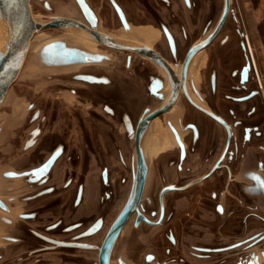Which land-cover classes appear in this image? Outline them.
Listing matches in <instances>:
<instances>
[{
  "label": "flooded vegetation",
  "instance_id": "flooded-vegetation-1",
  "mask_svg": "<svg viewBox=\"0 0 264 264\" xmlns=\"http://www.w3.org/2000/svg\"><path fill=\"white\" fill-rule=\"evenodd\" d=\"M74 1L80 8L77 1ZM86 1L93 8L97 15V28L99 30L103 31V29H108L115 32L129 30L141 36L144 39V42L154 49H156L155 46L157 45V43H162L166 50H159V52L172 64V66L173 63L177 64L179 69L176 71L179 79L182 78L183 62L190 48L193 45L197 44L200 40L207 37V35H209L214 30L217 24L216 23L214 27H212L215 22V16L218 13V7L215 0H206L205 4H201L200 0H179L180 5H175L176 7H173L174 4H177L174 0ZM98 1L110 3L112 5L113 12L115 13L118 21V27H112L113 23H110V21H108L107 19L104 20V23L102 24V12H100L96 6ZM124 1H131L132 3H134V5H140L143 8H140V12L139 10L135 12V16V14H133L131 10L126 8ZM117 5L125 14L128 26L122 20ZM162 8H168L170 10L172 8V10L169 12V19H167V17L163 15V12L161 10ZM182 8L188 11L190 19H183ZM82 14L84 17L83 21L87 22V19L83 12ZM228 18L229 16L227 17L219 34L214 38V40L193 55L189 62L185 78L186 89L182 83L179 96L175 104L171 109L159 115H163V128L166 130V132L168 130L170 131L171 134H168L167 132V135L170 143L177 148L178 155L176 157V160L168 161V155L164 154L161 160L162 163H160L161 171H159V173L151 174L148 165L147 179L139 209L142 207V209H140L141 212L151 222L155 223H151L147 220H141L138 224H136L138 215L136 211L129 217L116 241L117 244L121 240L123 232L126 229L128 231L129 241L132 243L131 240H133L134 242L128 250V252H130L129 257H125L128 262L122 258L127 264H136L135 256L139 248H149L148 251H145L142 256V259L146 264H231V255L233 253L239 254L236 258L237 260L235 261V264H264V247H260V245L264 243V230H256L250 235H241L243 232L242 229L245 228L246 230L248 228L249 220L246 219L250 215H254L264 222V216L258 213V204L248 202L245 200V198L241 197H238L236 199L240 203V205L238 203V206L240 208L242 207L241 203H244V201H246V206L244 205V207L251 209V212L245 214L246 219H243L240 222V224L242 225V228H240V231L238 232L240 233V235L235 236L232 241L229 239L226 240L224 238L218 243L198 240V237L201 235V231L205 234V236H208V233L214 231L213 229L215 221L204 219L205 228H202V230L198 228V224H196L195 222L201 215V207L202 210L205 211L209 209L210 206H212L211 198H209L208 194H211L213 198H217L218 196H220V200L214 204L213 209L219 215H225V218L219 220L220 223L218 224V226H216L217 232L221 236L225 235L226 233L228 234V232H226L227 228L225 227V225L227 224L226 222L229 221L231 215L235 214L236 212L234 208H230L227 202V199H229L230 197L229 182L233 176V162L243 161L247 158V145L257 146L258 144L264 142V123L247 121L246 118H244L243 114H240V111L242 110L245 116H251L257 110L262 108V104L264 102V93L261 90V87L251 70H249L248 80L245 82H241L242 70L246 65L247 59L249 58V54L246 48L244 28H235L237 34L242 38L239 42L238 48L242 55V58H244V62H240L233 69L227 68L225 72H220L218 68L212 70L208 77V91H204V89H202L199 79H192L191 82L195 89V95L197 96L198 101L202 104L197 102L189 94V91L187 89V82L190 81V68L192 67V63L195 60V57L201 51H205L207 48H210L213 45L214 41L221 34L222 30L226 28ZM174 23L178 28L177 34H175L172 30V25ZM163 25H165L174 36L176 44L175 52H173V50L171 49V45L169 43ZM152 26H154L153 29ZM155 27L159 30H157ZM229 39L230 36L228 34V36H224L222 46L213 48L215 52H210L209 54V61L211 63H215L221 56L225 58L224 48L227 44H229ZM133 55L134 53H130L127 56V62L129 63V65H132L134 61ZM202 58L203 55L200 56V59L197 63H200L202 61ZM228 72H230L232 76H238V86L231 83V81L229 80V76L227 75ZM90 74L96 77L105 76L96 75L93 73ZM79 75L82 74L73 75L71 76V78L79 79L85 82H96L88 78L80 77ZM157 78L163 81L159 74L150 75L147 91L150 92L153 96L161 98L163 100L162 102L164 103L166 96L169 97L170 94L168 95V93L165 94L163 92V89L166 87L164 81L162 88L158 90L163 94V96L160 97L158 94L153 92L152 86L154 84V80ZM109 82L113 83L114 79H110L106 83ZM196 85L199 87V89H197ZM91 86L88 85L83 87L84 91L80 90L82 89V86L79 85H76L74 87V92L70 90L74 89L73 87H70L69 90L75 95H81L83 99H87V96H92L94 100L97 95H100L101 89H99L98 87H94L93 85ZM87 87L90 88L89 92L87 91ZM237 87L238 89H240V92H232L231 89H236ZM248 94L251 95L245 99H240ZM187 102L194 108L192 112L193 120L183 124L184 114L189 112ZM178 103H181V111L179 110L180 113H178L177 111V105H179ZM242 104L244 105V107L240 108V105ZM34 105L35 104L31 103L30 107H34ZM119 105L117 108L111 104V101H107L106 103L101 104V110L104 111V113L111 114L113 116L118 114L121 119V125L115 126H123V132L120 129H115L114 126L110 124L97 123L100 124L98 125V127L91 126V124L86 121L84 117L85 115L81 112V109L83 108L80 109V107H78V109H72L73 112H76L75 116L80 120L78 124H73L70 118L67 119L65 116L63 122L58 126V128H56L57 126L55 123L57 118H53V123H49L48 127H43V125H41V122L43 121L44 123L45 121H47L48 114L41 116V111L39 109L35 111L33 120H38L39 122L33 129L29 139H26L22 146L25 149L32 148V150L30 154H27L26 158L18 161L14 169H9L8 171H6L5 175L6 173H13L16 175L6 176L23 178L27 182V184H25L23 188H19L16 191L18 192V194H21L20 198L22 201L33 202V204L30 205L31 207L33 206L30 210L21 211L24 212L20 214L23 219L33 220L35 222H44L55 215L56 206H60L63 204L64 208L61 212H59V218L53 219L52 221L50 220L51 222L45 225L44 230L38 228H29L30 232H33L37 237L47 243L40 244L34 247L31 250V254L43 252L48 249H53L54 247L45 248V246L54 245V242H51L47 238L92 243L91 241L86 240V238L100 233L104 228L106 224L105 215L96 216L89 224H87L83 229L79 231L75 230L83 226L84 220H76L73 221L74 223L71 222L68 224H64L66 219H71L72 217L87 219L97 212V210L99 209V204L96 200V194L99 190V186L97 185V183H88L86 180H84L83 182H79L76 186L73 199L70 200V197H68L67 201H64V203H62L61 197L56 195H60V192L63 190H69L76 178L88 179V177H96V175H98L103 184L113 186L114 178L112 176V170L110 165L106 164L112 163L113 160L105 161L107 158H110L108 157V155L106 156V147L104 145V143L107 142V137L112 138L111 142H113L117 148L113 156H118L120 162L129 166V164H126V161H130V155L129 158L127 157V155H124L126 154L125 146L128 147L129 145H134V137L129 133L123 120L124 115L127 112L124 108H120ZM95 111H98V108L96 106L92 107L90 110L87 109V114L92 113L94 115L93 117L95 118V115L98 113ZM52 114L57 115L56 112H53ZM216 116L223 119L228 126L221 120L217 119ZM180 117L182 130H179L177 128L174 121L175 119H178ZM76 125L79 126L80 134L78 136L80 137L69 139L72 134L75 133L73 131V127H75ZM76 130L78 129L76 128ZM206 130H208L209 132L208 146L200 158L203 163L207 165V168L203 173H199L197 172L199 164H196V162H191L190 160L193 153H198L200 142H203L202 138ZM189 135L191 136V140L188 139ZM40 137L43 138L41 139V143L38 144ZM178 137L184 143L186 148V154L184 156H182V148ZM69 140H71L73 148H68L67 141ZM185 142L187 145L185 144ZM261 150H263V148H261ZM47 152H49L48 155L42 161H40L36 165H32L37 159H39V157H41V155H44ZM55 152L59 153L47 173H45L40 178L32 179L35 178L36 175L34 173H31V170H34L45 163ZM67 152L69 153L67 156L68 162L64 164L60 169L56 170L58 161L62 158L63 154ZM219 160L220 162L218 163ZM133 167L134 156L132 155L130 170L131 182L128 189L129 194L133 182ZM199 175H201V178L199 177ZM58 176H61V179L63 177L65 179L63 178L64 180L62 182H58V180L52 183L50 182L52 177L58 178ZM247 176L251 179V182L249 186L246 187V190L249 192L262 191L260 186L261 181H258L254 177L260 176L262 179L264 178V160L258 159L256 170L249 171L247 173ZM123 178L124 176H122L121 179L124 180ZM161 179V186H159L160 182L158 180ZM207 179H209V182H206V186H208L210 183V185L214 184L215 187L210 188L208 186V188L204 187L202 189H199V184ZM168 186L170 188H167L163 192L161 200L162 190L163 188ZM118 187L119 186H117V184H114V188L112 187L104 191V196L101 197L104 201L102 209L109 207L106 206L107 201L111 199L112 191L116 190V188ZM156 188H158L157 193H155ZM246 190L243 189V191ZM22 192L26 193L22 194ZM156 194L157 200L155 199ZM44 195H49L51 196V198L45 203L37 204L36 206V203L34 202H38L39 200H41L40 198ZM13 199L14 198H11V200ZM4 202L7 205L8 201L5 200ZM155 203L156 207L150 208ZM20 205L22 204L20 202H17V206ZM183 207L185 210L187 209L185 212H183ZM8 208L9 206L7 205V209ZM19 209L23 210L24 208L21 207ZM80 209L82 210L79 211ZM101 216L103 217V224L99 230L88 236L72 238L74 235L86 230ZM193 217H196L197 219L195 220L193 219ZM4 220L9 223H13L14 221L13 219L7 217H4ZM77 221L80 222L78 224H75ZM128 224H130V227H132V229H127ZM144 225H147L148 228H142V226ZM154 228L157 229L155 230ZM229 229L227 230L229 231ZM107 230L105 231V234ZM73 231L75 232L71 234ZM57 233H62L64 236H62V234L57 235ZM105 234L103 236H105ZM187 234L191 235V240L188 239ZM229 235L227 236L230 237ZM7 238L12 239L13 241L21 240L19 236H9L6 237V239ZM136 240L140 241V244L142 245L141 247L135 244ZM58 246L65 248H84L82 246L75 245ZM257 247H260V249L257 250ZM235 249L240 250L233 252ZM139 253L141 254V252Z\"/></svg>",
  "mask_w": 264,
  "mask_h": 264
},
{
  "label": "rangeland",
  "instance_id": "rangeland-1",
  "mask_svg": "<svg viewBox=\"0 0 264 264\" xmlns=\"http://www.w3.org/2000/svg\"><path fill=\"white\" fill-rule=\"evenodd\" d=\"M46 1L49 3V6L46 5ZM216 4L218 7V13L215 16V22L212 27H214L222 14L224 0H216ZM31 6L35 18L40 22H46L47 19H50L52 16H68L74 17L79 20H84L83 14L74 0H31ZM96 6L98 10L102 12V24L104 23V20L107 19L108 21H110V23H113L112 27H118V21L110 3L98 1ZM163 9L165 10V8ZM241 10V1L232 0L231 13L226 23V28L222 30L221 34L216 38L211 47L214 48L222 46L223 38L226 35L228 36V34L230 36V41H228V43L232 42V44H235L239 47V42L242 38L237 34L235 28L242 27L245 29V31H247V29L245 28L244 20L242 18ZM0 18L2 20L0 24L2 25L4 23V27L6 29L8 22L1 16V14ZM172 26H174V24ZM8 27L10 32V25ZM156 29L159 30L158 28ZM76 30L74 26L51 27L43 29L35 34L27 62L19 78L12 84L0 110V198L3 201L7 200L9 203H7V205L9 206V210H5L0 206V264H99L98 248H65L56 245L53 249H48L43 252L31 254V250L34 247L40 244L47 243L37 237L33 232H30L29 228H38L44 230L46 224L50 223L53 219L59 218V212H61L64 208L63 204L60 206H56L55 215L44 222H35L33 220L23 219L20 214L24 212L21 211L30 210L33 207L30 206L31 204H33V202L22 201L20 198L21 194H18V192L16 191L19 188H23V186H25L27 182L23 178L7 177L5 175L6 171H8L9 169H14L18 161L26 158L27 154H30L32 150V148L25 149L22 146L25 140L29 139L33 129L39 122L38 120H33L35 111L39 109L41 111V116L48 114L47 121H45L44 123L43 121H40L43 127H48L49 123H53V118H57L55 123L57 126L56 128H58V126L63 122L65 116L67 119L70 118L73 124H78L80 120L75 116L76 112H73L72 109H78V107H80V109L83 108L81 109V112L85 115L84 117L86 121L91 124V126L98 127V125L100 124H110L113 125L115 129H120L123 132V126H115L121 125L120 116L118 114L113 116L111 114L104 113V111L101 110V104L106 103L107 101H111V104L114 107L118 108L119 104L122 105L124 104L123 102L126 101L128 111L127 109L125 110L127 114L129 113V116L136 125L138 120L143 115L145 107L150 106L151 108H155L163 103V100L161 98L153 96L150 92L147 91L149 77L151 74H159V76L163 79L166 86L163 89V92L165 94L168 93L169 95L171 92V77L167 70L157 62L153 60L151 61L149 58L141 54L134 53V61L132 65H129V63L127 62V56L128 54H130V52L106 47L101 44L89 31L88 32L90 34H80V32L78 33ZM103 32L112 37L113 40L118 39V41L115 42H124L123 44H146L139 35L129 30L115 32L108 29H103ZM0 33V36L2 37L3 31L1 30V28ZM119 38H121L122 40ZM56 41L65 42L68 47L79 48L87 52L105 55L107 57L89 62L49 64L46 61H43V59L47 58V56H42L41 51H43L44 54V45L49 42ZM7 43L0 44V51H4L6 49ZM211 47L197 54L195 60L192 63V67L190 68V81L187 82V89L189 91V94L197 102L199 101L197 99V96L195 95V89L191 82L192 79H199L202 89H204V91H208V77L210 72L215 68L220 69V66H216L209 61L208 56L211 52ZM155 48L158 51L166 50L162 43H157ZM201 55H203L202 60L207 56L208 63H202L201 60L200 63H197ZM241 62H244V58ZM173 67L175 68V70L179 69L177 64L174 63ZM234 67H231V69H233ZM258 69L261 73L264 83V77L262 74L263 70L259 64ZM87 73L105 75L102 76L105 78L104 80H99L93 83L71 78V76L73 75ZM227 75L229 76V80L231 81V83L238 86V76H232L230 72H228ZM253 75L255 77L254 73ZM117 77H119L120 80L115 81L116 84L114 85V87H112L113 83H106L108 80L115 79ZM76 85L82 86V89H80L82 91H84L83 87L88 85L98 87L99 89H101L100 95H97L94 100L92 96H87V99H83L81 95H75L71 93L70 90L74 92V87ZM70 87H73L74 89L69 90ZM196 87L197 89H199L197 85ZM89 90L90 88L87 87L88 92ZM231 90L234 93L240 92V89H238V87L236 89L232 88ZM261 90L264 92V84ZM134 98H139V103L136 102ZM167 98L168 96H166L164 102L167 100ZM31 103L35 104L34 107H30ZM178 104L179 105H177V111L178 113H180L179 110L181 111V103ZM121 105H119V107L123 108L121 107ZM94 106L98 108V111H95L98 112L95 115V118L93 117L94 115L92 113L87 114V109L90 110ZM188 107L189 112L184 114L183 124L193 120L192 112L194 108L189 103ZM53 112H56L57 115H53ZM174 121L177 128L179 130H182V124L180 122L181 117L175 119ZM163 122V115L155 118L154 123L152 122V124L146 129L142 139V146L146 159L151 160L154 157V159L156 160L155 164H157L158 166L160 163H162L160 162V160H162L164 154L168 155V161L176 160V157L178 155L177 148L170 143L167 135V132L168 134L171 133L169 130L166 132V130L163 128ZM76 128L78 130H76ZM73 129L75 135L72 134L69 139L79 138V126L76 125L75 127H73ZM42 138L43 137L39 138L38 144L41 143ZM188 139L191 140L190 135ZM67 144L68 148H73L71 140L67 141ZM125 149L126 154L124 155H127L128 158L130 155V161H126V164H129L130 169L128 165L120 162L118 156H112V163H106L111 167L114 184H117V186H119L118 188H116V190L112 191L111 199L107 201L106 206H109L110 208L106 207L105 209H102L104 201L101 197L104 196L105 190H108L112 187L114 188V184L113 186L103 184L98 175H96V177H88V179L76 178L69 190H63L60 192V195H56L60 196L62 203H64V201H67L68 197H70V200L73 199L76 186L79 182H83L84 180H86L88 183H97V185L99 186V190L96 194V200L99 204V209L97 210V212L87 219L72 217L71 219H66L64 222V224H68L76 220H84L83 226L75 230L79 231L83 229L87 224H89L96 216L105 215L106 224L101 232L92 237L86 238V240L91 241L92 244L95 245H100L105 231L108 229L111 222L122 209L129 194L128 189L131 182V157L132 155L134 156L135 170L137 168V158L133 144L132 146H125ZM48 153L49 152L41 155V157H39V159H37L32 165H36L37 163L42 161L48 155ZM68 154V152L63 154L62 158L56 165V170L60 169L64 164L68 162ZM122 176H124V180L121 179ZM60 177L61 176H58V178L52 177L50 182L52 183L56 180H58V182H62L65 179L64 177V179H61ZM158 181L160 182L159 186H161L162 179ZM157 191L158 188L155 189V193H157ZM24 193L26 192H22V194ZM208 196L209 198H211L212 206H210V208L205 211L202 210V207H199L201 218L205 220H213L214 218H216L218 221L222 218L224 219L225 215L221 216L213 209L214 204L220 200V196H218L217 198H213L211 194H208ZM11 198L14 199L11 200ZM50 198L51 196L44 195L40 198L41 200L34 203H36L37 206V204H43ZM155 199L157 200V194L155 195ZM17 202H20L22 205L17 206ZM237 203H239V201H237ZM244 205L246 206V201H244V203H241L242 207H239V210L235 212L237 216H242V220L245 214L251 212V209L245 208ZM21 207L24 209L20 210L19 208ZM154 207H156V203L150 208ZM140 209H142V207ZM258 213L264 216V210L261 209ZM4 217L13 219V223L6 222L4 220ZM193 219L196 220L197 218L193 217ZM248 220V228L246 230L245 228L242 229L243 232L241 235H250L256 230H264V222L256 216L250 215L248 217ZM79 222L80 221H77L75 224H78ZM142 228H148V226L144 225L142 226ZM127 229H132V227H130V224H128ZM154 229L156 230L157 228ZM75 231H73L71 234H73ZM58 234L61 235L62 233H57V235ZM9 236H19L21 240L13 241L9 238L6 239V237ZM62 236L64 235L62 234ZM131 241L132 243L129 241L128 231L125 229L121 240L116 244L113 250L110 264H119V257L121 255H123L124 257H121L125 261H127L125 257H129L130 252H128V250L134 243L133 240ZM135 244L140 247L142 246L140 244V241L138 240L135 241ZM260 247H264V243L260 245ZM260 247H257V250L260 249ZM148 249L149 248H139L137 250V254L135 256L136 264H146L143 261L142 256L145 251H148ZM237 250L240 249H235L233 252H236ZM138 251L141 252V254ZM238 255L239 254L237 253H233L231 255V264H235Z\"/></svg>",
  "mask_w": 264,
  "mask_h": 264
},
{
  "label": "water",
  "instance_id": "water-1",
  "mask_svg": "<svg viewBox=\"0 0 264 264\" xmlns=\"http://www.w3.org/2000/svg\"><path fill=\"white\" fill-rule=\"evenodd\" d=\"M79 4L82 12L84 13L87 22L83 20L76 19L74 17L68 16H52L50 19H47L46 22L38 21L35 16L31 6V0H0V14L1 16L8 22L10 25V37L6 46V50L0 52V110L5 101L8 92L12 86V84L19 78L26 62L29 57L33 39L37 32L51 28V27H68V26H77L89 31L101 44L106 47L117 49L121 51H126L130 53H138L141 54L161 66H163L167 72L169 73L172 83H171V92L168 99L158 107L151 108L145 107L144 113L141 118L138 120L135 125L132 121L129 114L125 113L124 115V123L129 133L134 137V147L137 158V168L133 167V182L130 190V194L123 205L122 209L119 211L115 219L110 224L103 240L100 245H95L89 242H81V241H65L53 238H47L51 242H54L52 246L54 247L58 245H68V246H82L84 248H98L99 256L98 262L99 264H110L112 252L114 246L116 244L117 238L128 221L129 217L136 211L138 213L136 224H138L141 220H147L151 222L139 209V205L141 199L143 197L145 183L147 179L148 172V161L145 157L142 139L145 134V131L148 125L151 123L153 119L162 113L168 111L172 108V106L177 101L179 96V92L181 89V85L183 83L184 87L186 85L185 78L187 74V69L189 62L193 55L203 49L208 44H210L214 38L219 34L223 24L225 23L227 17L232 8V0H224V6L222 14L214 28V30L207 35L204 39L200 40L197 44L193 45L182 66V78L179 79L177 75V71L172 66V64L156 49L152 48L146 44H122L119 42H115L109 35L105 34L103 31L97 28V15L93 8L89 5L86 0H76ZM46 5L49 6V3L46 1ZM117 8L121 14L122 20L128 26L125 14L122 9L117 5ZM163 28L168 37L169 43L171 45V49L173 52L176 50L175 39L171 31L163 25ZM45 48L44 54L41 51L42 56H47V58L43 59L49 64H69V63H79V62H89L100 60L103 57H107L105 55H99L91 52H87L75 47H68L65 42H49L44 45ZM42 49V50H43ZM130 58V55H129ZM249 70L253 72L252 62L248 58L246 61V65L242 70L241 82H245L248 80ZM83 78H88L90 80L99 81L104 80V77H96L91 74H82L79 75ZM163 81L159 78L154 80V84L152 86L153 92L158 94L160 97L163 96L158 90L162 88ZM186 89V87H185ZM252 94V93H251ZM251 94L243 96L240 99H245L249 97ZM217 119L221 120L223 123L227 125V123L216 116ZM228 126V125H227ZM230 131V130H229ZM179 142L182 148V156L186 154V148L184 143L178 137ZM59 152H55L45 163L40 165L34 170H31V173L36 175L35 178H40L50 169L51 165L55 161ZM220 160L218 161V163ZM217 163V164H218ZM28 173V172H27ZM30 173V172H29ZM6 175H16L13 173H6ZM258 181H261V190L264 191V178L262 179L260 176L254 177ZM170 188L165 187L161 193V200L163 192ZM0 206L4 209H7L6 203L0 198ZM155 223V222H151ZM103 224V217H99L92 225H90L86 230L74 235L72 238H78L82 236H88L96 232L101 228ZM120 264H127L122 257L119 258Z\"/></svg>",
  "mask_w": 264,
  "mask_h": 264
},
{
  "label": "crops",
  "instance_id": "crops-1",
  "mask_svg": "<svg viewBox=\"0 0 264 264\" xmlns=\"http://www.w3.org/2000/svg\"><path fill=\"white\" fill-rule=\"evenodd\" d=\"M174 1L177 4H174L173 7H176L175 5H177V6L180 5L179 0H174ZM240 1L242 3L241 12H242V18L244 20L245 28L247 29L248 34L251 35L250 38H252L251 44H252V48L254 49L253 51H254L256 65L257 66H258V64L260 65V67L263 70L262 74L264 77V0H240ZM200 2H201V4H205L206 0H200ZM215 2H216V0H215ZM124 4H125L127 9H129L133 12V14H135V12H137L138 10L140 12L141 11L140 8L141 9L143 8L140 5H134V3H132L131 1H124ZM161 10L163 12V15H165V17H167V19H169L170 18L169 12L172 10V8H171V10L168 8H165V10L162 8ZM135 16H136V14H135ZM182 16H183V19H185V20L190 19L188 11H186L184 8H182ZM174 26H172V30L174 31L175 34H177L178 28L176 27L175 23H174ZM153 28L154 27L152 26V29ZM246 48H247V46H246ZM247 51H248V49H247ZM211 52H215L213 47H211ZM224 52H225V54H224L225 58H223V56H221L218 58V60L215 63H213L216 66H220V69H219L220 72H222V71L225 72L227 70V68L234 67V66L238 65L243 60L238 46H236L235 44H232V42L225 46ZM248 54H249V52H248ZM249 59L251 60L250 54H249ZM207 60L208 59L206 56V58H204L202 60V63H205V62L208 63ZM261 79H262V76H261ZM116 80L118 81V80H120V78L117 77L114 79L112 87H114V85L116 84L115 83ZM262 83H263V79H262ZM129 91H127V92H129ZM135 101L138 102V99H135ZM123 103L124 104H122L121 107H123L124 109H127V111H128V106L126 104V101ZM242 107H244L243 104L240 105V108H242ZM240 114H243L244 118H246L247 121H252L255 123H264V102L262 104V108L257 110L251 116H245V114L242 112V110L240 111ZM152 122H151V124H152ZM208 133H209L208 130H206L204 132L203 138H202L203 142L202 143L200 142V145L198 148V153H193L191 155L190 161L196 162V164H199V167L197 168V172H199V173H203L205 171V169L207 168V165L203 163V161L201 160L200 157L203 155V153L207 149L208 141H209V134ZM104 139H105V137H104ZM111 139L112 138L107 137L106 138L107 142L104 143V145L106 147V150H105L106 156L108 155V157H110V158H107L105 161H111V157L113 156V154L116 152V149H117L116 145L113 142H111ZM262 143L258 144L257 146L247 145L246 146L247 158L243 161L233 162V165H232L233 176L229 182L230 197H229V199H227V202H228L230 208H234L236 212L239 210V206H238V203L236 200L238 197L245 198V200L248 202L258 204V211L261 209L264 210V191L249 192L246 190V187L249 186V184L251 182V179L247 176V173L249 171L256 170L258 159L264 160V142H262ZM260 146H262V147H260ZM261 148H263V150H261ZM107 152H109V153H107ZM147 161H148V165H149V171L151 172V174L159 173V171H161V166H160V164H159V166L157 164H155L156 160L154 159V157L151 160L148 159ZM160 162H161V160H160ZM200 176L201 175H199V177ZM206 182H209V179L204 180L201 184H199L200 185L199 189H202L204 187L208 188V186L210 188L215 187L214 184L210 185V183L208 186H206ZM243 189H245L246 191H243ZM81 210L82 209H80L79 211H81ZM183 210H184L183 212H185L187 209L185 210L183 207ZM235 214L231 215L230 220L226 222L227 224L225 225V227L227 229H229V226H230L229 231L226 229V232H228V234L226 233L225 235L221 236L217 232L216 226H218V224L220 222L216 218H214L213 219L215 221L214 222V229H213L214 231L208 233V236H205V234L201 231V235L198 237V240L212 241L214 243H218L224 238L226 240L229 239L232 241L233 238H235V236L240 235V233H238V232L240 231L239 229L242 228V225L240 224V222L242 221V216H237V214L235 216ZM236 217H238V218H236ZM243 219H246V216H244ZM246 220H248V218ZM195 222H196V224H198L199 229L202 230V228H205V223H204L205 220L202 219L201 216H199V219L196 220ZM227 235H229L231 238L228 237ZM187 237L189 240L192 239L191 235L187 234ZM193 240H194V237H193Z\"/></svg>",
  "mask_w": 264,
  "mask_h": 264
},
{
  "label": "bare ground",
  "instance_id": "bare-ground-1",
  "mask_svg": "<svg viewBox=\"0 0 264 264\" xmlns=\"http://www.w3.org/2000/svg\"><path fill=\"white\" fill-rule=\"evenodd\" d=\"M0 22H2V20H1V18H0ZM5 24L3 23L2 25L0 24V28H1V30L3 31V34H2V37L0 38V44L1 43H7L8 42V40H9V36H10V34H9V24L6 26L7 28L5 29ZM74 28H75V30L79 33L80 32V34H90L87 30H85V29H83V28H80V27H77V26H74ZM7 29H8V31H7ZM1 34V33H0ZM112 35V34H111ZM114 37V36H113ZM112 38V37H111ZM113 39V38H112ZM119 39H121V38H119ZM122 40V39H121ZM248 42H247V40L245 39V41H246V46H247V49H248V52H249V54H250V51H249V48H251V51H252V54H253V58H254V61H255V57H254V51H253V48L251 47V44H250V38H249V34H248ZM114 41H118V39L116 40H114ZM124 41V40H123ZM121 43V42H120ZM124 43V42H123ZM122 43V44H123ZM6 50V49H5ZM4 50V51H5ZM0 52H2V51H0ZM250 58H251V54H250ZM251 62H252V60H251ZM255 63H256V61H255ZM163 70V69H162ZM164 71V70H163ZM261 77V76H260ZM260 82H261V85L263 86V83H262V79L260 78Z\"/></svg>",
  "mask_w": 264,
  "mask_h": 264
},
{
  "label": "built area",
  "instance_id": "built-area-1",
  "mask_svg": "<svg viewBox=\"0 0 264 264\" xmlns=\"http://www.w3.org/2000/svg\"><path fill=\"white\" fill-rule=\"evenodd\" d=\"M245 39L247 40V42L249 41L248 40V32L245 31ZM249 51H250V54H251V60H252V69H253V72L255 74V77L260 85L261 88H263V86L261 85V82H260V72H259V69H258V66L256 65L255 61H254V58H253V54H252V51H251V48H249Z\"/></svg>",
  "mask_w": 264,
  "mask_h": 264
}]
</instances>
